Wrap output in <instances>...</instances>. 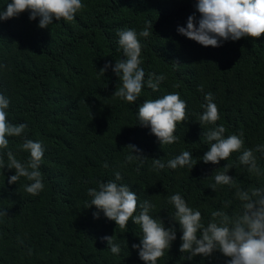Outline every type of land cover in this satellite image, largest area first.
<instances>
[{
	"label": "trees",
	"instance_id": "1",
	"mask_svg": "<svg viewBox=\"0 0 264 264\" xmlns=\"http://www.w3.org/2000/svg\"><path fill=\"white\" fill-rule=\"evenodd\" d=\"M84 2L75 23L53 21L41 29L38 18L30 21L27 11L0 22V62L6 65L0 70V90L11 97L9 118L27 122L28 135L46 145L41 165L45 188L38 195L25 191L24 178L16 185L7 183L14 170H4L5 182L0 176V186L4 182L0 207H7L8 216L0 222V264H144L131 248L139 242L138 226L129 221L123 232L103 215L93 219L94 206L83 209L87 188L96 186L97 180L114 178V170L122 172V182L130 184L140 200L156 203L153 214L166 224L171 206L165 196L176 191L209 219L211 210L231 197L227 189L215 193L207 188L211 179H205L225 161L219 165L198 161L190 173L187 169L158 173L150 160L169 159L182 149L199 158L207 150L205 126L195 115L202 111L201 84L205 92L215 94L221 113L217 123L229 133L243 130L248 146L264 142V33L220 47L202 46L177 32L195 11L194 0ZM122 27L138 32L149 28V35L141 37L144 67L167 77L156 92L145 86L136 103L167 92H179L187 101L190 119L177 127L181 139L172 145L160 146L148 128L135 124L137 104L128 106L113 95L119 81L111 70L104 76L97 73L106 61L114 63L120 56L117 30ZM20 142L10 138L9 146L26 159L28 153L17 147ZM128 143L137 144L149 158L139 173L135 162L125 161ZM229 174L245 185L264 182L242 168L230 169ZM232 210H238V202ZM105 234L124 239L129 255L126 245L119 256L113 255L100 239ZM179 243L178 232L170 259L162 257L160 264H175ZM184 264H224V258L216 253L212 261L200 262L197 256Z\"/></svg>",
	"mask_w": 264,
	"mask_h": 264
},
{
	"label": "clouds",
	"instance_id": "2",
	"mask_svg": "<svg viewBox=\"0 0 264 264\" xmlns=\"http://www.w3.org/2000/svg\"><path fill=\"white\" fill-rule=\"evenodd\" d=\"M85 7L84 0H3L0 3V22L27 11L29 20L38 18V27L44 29L54 25L53 21L75 23L77 15ZM194 8L186 24L177 26V32L202 46L220 47L227 41L256 38L264 33V0H194ZM149 24L152 31L150 21ZM148 35L149 28L139 32L134 27L118 29L117 50L120 56L114 63L106 61L97 71L104 76L111 70L118 77L119 86L113 95L128 106L137 104L145 86L156 92L167 78L165 73L146 72L141 37ZM5 68L6 65L0 62V70ZM198 88L203 93V102L200 105L202 111L195 115L199 125L205 126L202 135L207 150L199 158L188 149H182L166 160L152 158L151 167L158 173L165 169H187L190 173L198 161L212 165L225 161L205 179H211L207 188L215 193L227 189L231 197L222 200L221 206L211 210L210 218L205 220L201 208L190 204L180 191H176L165 196L167 205L171 206L167 211L166 224L164 218L153 214L156 203L150 199L140 200L131 185L122 182V172L114 170V178L97 180L96 186L87 188L88 198L83 209L94 206L93 219L103 215L114 221L123 232L127 230L129 221L138 226L139 242L132 243L131 248L137 251L144 264H160V258L169 257L178 232L180 255L175 264L192 262L197 256L200 262L212 261L216 253L222 255L224 264H264V182L245 185L238 176L229 174L230 169L242 168L250 176L264 180V163L261 162L264 142L248 146L243 130L229 133L223 123H217L221 113L215 94L205 92L203 84ZM10 106L11 97L0 90V176L5 182L4 170H14L7 177V183L16 185L24 178L27 181L23 184L25 191L36 196L45 188L41 165L46 145L42 139H32L28 135L25 131L27 122H13L9 118ZM135 116V124L148 128L160 146L180 141L177 127L190 119L187 101L179 92L144 99L137 104ZM10 138L20 139L17 147L28 153L26 159L19 158L18 152L9 146ZM124 149H127L125 161L135 162V170L139 173L149 158L137 144L128 143ZM103 167L109 168L107 159ZM234 201L238 202V210H232ZM5 218H8L7 207H0V222ZM17 239L20 244L24 243L20 237ZM100 239L106 242L107 249L115 256L124 250L122 245H126L128 252L127 242L117 239L114 234H105ZM31 251L29 248V255Z\"/></svg>",
	"mask_w": 264,
	"mask_h": 264
}]
</instances>
